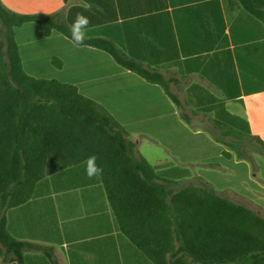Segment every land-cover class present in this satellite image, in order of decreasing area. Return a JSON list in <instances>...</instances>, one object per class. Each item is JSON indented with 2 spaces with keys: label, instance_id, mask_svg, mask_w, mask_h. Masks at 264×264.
I'll return each mask as SVG.
<instances>
[{
  "label": "crops",
  "instance_id": "crops-1",
  "mask_svg": "<svg viewBox=\"0 0 264 264\" xmlns=\"http://www.w3.org/2000/svg\"><path fill=\"white\" fill-rule=\"evenodd\" d=\"M0 1L68 28L83 13L91 21L87 38L109 40L157 70L177 102L101 49L74 47L56 30L42 37L34 22L14 29L25 73L51 79L49 71L76 86L138 153L141 144L168 153L173 162L157 156L150 164L172 182L168 190L205 181L264 216V19L238 0ZM84 169L82 162L45 176L26 203L5 211L9 234L40 247L25 249L22 264H153L119 231L100 179H88ZM13 259L0 255V264H17Z\"/></svg>",
  "mask_w": 264,
  "mask_h": 264
},
{
  "label": "trees",
  "instance_id": "trees-1",
  "mask_svg": "<svg viewBox=\"0 0 264 264\" xmlns=\"http://www.w3.org/2000/svg\"><path fill=\"white\" fill-rule=\"evenodd\" d=\"M238 2L264 19V0ZM29 22L37 24L42 37L56 30L70 39L69 28L52 15L15 13L0 1V255L13 254L22 264L25 249L40 248L9 234L5 211L26 203L45 176L96 155L119 231L153 264H264V216L206 185L171 192L172 182L156 174L96 102L70 83L25 73L14 29ZM85 45L105 51L121 68L159 85L177 102L157 70L109 40L87 38ZM52 63L61 65L56 59Z\"/></svg>",
  "mask_w": 264,
  "mask_h": 264
},
{
  "label": "clouds",
  "instance_id": "clouds-1",
  "mask_svg": "<svg viewBox=\"0 0 264 264\" xmlns=\"http://www.w3.org/2000/svg\"><path fill=\"white\" fill-rule=\"evenodd\" d=\"M91 21L88 16L83 13L77 12L72 23L69 25L70 39L74 47H84L87 39V28ZM98 157L96 155H90L84 161L85 175L88 179L99 178L103 169L96 163Z\"/></svg>",
  "mask_w": 264,
  "mask_h": 264
},
{
  "label": "rangeland",
  "instance_id": "rangeland-1",
  "mask_svg": "<svg viewBox=\"0 0 264 264\" xmlns=\"http://www.w3.org/2000/svg\"><path fill=\"white\" fill-rule=\"evenodd\" d=\"M0 31H2V25H1V23H0ZM54 72H56L55 70H54ZM47 75H51V76H48L49 78H54V79H59L58 78V76H56L55 74H53V73H49V71H48V73H46ZM138 151H139V153L142 155V156H144L147 160H148V162H149V164H151V165H154V160L155 159H157V156L159 157V159L161 158V159H165V161H166V163H169V162H173L174 160L173 159H171L169 156H168V153H164L159 147L157 148V147H154V146H152L151 144L150 145H146V144H141L140 146H139V148H138ZM156 164V163H155ZM168 166V165H167ZM164 168V166H162V165H160L159 167H157L156 169H157V171H158V169H163ZM199 180L197 179V182H198ZM201 184L200 185H203V184H205V185H207V183L204 181V182H202V181H199ZM172 189H174V186H172L171 187ZM214 189H216L218 192H220L221 194H223V195H225V196H228L229 197V193L228 192H224V190L222 189V188H216V187H214Z\"/></svg>",
  "mask_w": 264,
  "mask_h": 264
}]
</instances>
